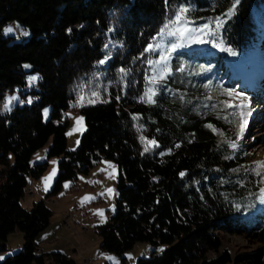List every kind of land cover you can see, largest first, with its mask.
I'll list each match as a JSON object with an SVG mask.
<instances>
[{
	"label": "trees",
	"instance_id": "obj_1",
	"mask_svg": "<svg viewBox=\"0 0 264 264\" xmlns=\"http://www.w3.org/2000/svg\"><path fill=\"white\" fill-rule=\"evenodd\" d=\"M232 2L0 0V101L24 85L23 63L39 74L28 92L35 101L0 114V252L8 233L17 229L22 236L20 249L0 264H74L60 252L37 249L34 238L51 215L44 200L64 181L77 189L78 175L102 159L118 167L117 195L113 214L95 230L100 248L121 256L120 264H264L263 252L235 256L220 250V233L264 242L258 176L246 157L213 131L229 135L234 114L224 106L226 97L217 94V76L226 62L249 55L258 25L264 26V0H240L225 17ZM179 5L190 9L189 20L219 16L222 26L214 27L208 46L176 51L170 74L155 86V102H141L147 85L144 49ZM7 20H16L29 37H3ZM108 53L110 59L99 64ZM87 88L101 100L80 107L85 130L77 148L67 151L64 112ZM141 136L158 147L145 152ZM49 138L47 156H61L52 187L43 200L23 209L18 201L28 177L46 166L45 161L30 166L29 159ZM136 242L165 247L129 263L122 256Z\"/></svg>",
	"mask_w": 264,
	"mask_h": 264
},
{
	"label": "rangeland",
	"instance_id": "obj_2",
	"mask_svg": "<svg viewBox=\"0 0 264 264\" xmlns=\"http://www.w3.org/2000/svg\"><path fill=\"white\" fill-rule=\"evenodd\" d=\"M192 23L188 25L191 29H201L203 25L208 24V29L204 32L193 31L191 35L185 36L183 39L165 37L163 40L157 39L151 43L161 44V49L156 51L147 52L148 60L159 59L160 51L166 50L170 46V42L177 43L179 46L169 56L167 66L169 68L171 56L178 50L189 49L194 47H206L209 43H198L200 39L209 40L214 27H217L215 20H190ZM11 27L12 33L4 34V29ZM22 31L28 30L20 25L16 20H7L2 26V36L9 37L11 41L25 40L29 37L21 35ZM157 36V35H156ZM220 51L223 52V48L219 46ZM147 64V75L153 74V69L159 72L160 65H154L150 68ZM23 63L21 65L22 71H24V85L16 86L11 92L6 93L0 101V114H5L8 111H3V103L6 98L10 96H17L19 99L14 101L12 107L28 105V100L35 101L30 93H28L34 84H29V77L39 74L37 72L30 71V67L25 68ZM226 69L223 72H219L217 76L218 83L216 84L218 90L217 94H221L223 91H234L239 93L240 96L231 101L233 105H245L244 107H232L234 108V114L232 117V127L229 131V135H226L223 131H214L218 141L235 142L237 151L240 155L246 157L247 161L251 165V169L255 167L254 162L264 161V26L258 25V40L249 55L239 58L234 62H226ZM148 83L146 88L148 87ZM93 91L91 88H87L85 92L78 94L77 99L69 103L68 108L64 112V117L67 120V126L65 129L66 150L74 151L78 144L81 134L85 130L84 117L79 112L80 107L93 105L98 101L96 97L92 96ZM83 96L81 101L82 106L77 102L80 97ZM225 101L230 98L222 95ZM95 100L96 102H90ZM23 101V103H20ZM31 102V103H32ZM49 112V106L45 105L41 109L42 121L45 122L48 118L44 116V110ZM241 113H243V120L246 121V126L242 136H238L239 125L241 123ZM83 118L82 130L81 125L76 124L77 118ZM74 127L77 129L73 131ZM72 133L69 135L68 133ZM223 133V136L220 135ZM51 138L46 143L36 150L29 159L30 166L34 164L46 162V166L43 172L37 177H28L27 188L24 195L19 199V205L23 209H29L31 204L43 200L46 193L52 187L54 178L57 173V162L61 159V156H47L48 147L50 145ZM37 156L41 159H37ZM52 161H56L54 165ZM107 162V163H105ZM112 165L113 167H108ZM55 167L56 172L52 179L48 181L47 191H45L46 185L43 183L45 177H48ZM114 168V171H113ZM261 172L258 176L259 186L264 187V170L257 169ZM255 174L256 172L253 171ZM119 170L117 165L107 159H102L94 166H92L86 174L78 175L77 189L72 188L71 181H64L60 190L56 195L51 196L44 200L47 208L51 211L49 218V224L42 231L38 232L34 238L36 245L41 248L42 253L48 252H60L68 258L74 261V264H120L121 256L104 251L100 248V237L96 233V226L103 224L108 217V214H113L115 210L116 201V181L118 178ZM114 176L115 178H110ZM67 185V187H65ZM113 189L111 194L106 192V189ZM103 193V195H100ZM94 197V199L84 200V197ZM258 213L263 219L264 223V200L259 198L258 200ZM103 210V222L102 217L97 215V210ZM109 212V213H108ZM264 231V228H263ZM221 246L220 250L227 249L232 255H238L240 253L247 252H263L264 242H257L251 240L242 235L220 233ZM22 243L21 233L14 229L5 236L4 244L5 250L0 252V261L7 256L16 253ZM37 247V249H38ZM164 245H151L147 242H136L133 247L127 250L122 257H125L129 263H134L138 258L149 257L152 252H160ZM212 255V254H210ZM111 257L112 259H108Z\"/></svg>",
	"mask_w": 264,
	"mask_h": 264
},
{
	"label": "snow or ice",
	"instance_id": "obj_3",
	"mask_svg": "<svg viewBox=\"0 0 264 264\" xmlns=\"http://www.w3.org/2000/svg\"><path fill=\"white\" fill-rule=\"evenodd\" d=\"M169 0H165V4L167 6ZM240 0H233L231 6L228 8L227 12H225L223 15L225 17H230L235 13L236 7L239 4ZM189 8L185 5H179L177 7V9L175 10V12L173 13V15L168 19V21L166 23L163 24V26L160 28L157 36H154L152 39L153 41H156L157 39L159 40H163L165 37H173V38H179V39H183L185 38V36L187 35H191V33L193 31L196 32H204L205 34H207L205 32V30L208 29V24L203 25V27L201 29H191L188 27V25L190 23H192V21H190L187 18V13L189 12ZM215 23L217 24V27L222 26L223 20L221 17H216L215 19ZM112 29H109V31H111ZM4 34L7 35L9 33L13 32V29L11 27L5 28L4 30ZM68 31H71V29H69ZM21 35L23 36H27L28 32L27 31H22ZM198 43H210L211 41L209 40H205V39H200L197 41ZM179 46V44L174 43V42H170V46L166 49V50H161L160 51V55H159V59L153 61V60H148L147 63L148 65L151 67H153L154 65H160V70L159 72H156L153 69V74L148 76H145V79L148 83V87L146 88L144 95L140 97L141 102H147V103H154V97L156 95V90H155V86L160 84L161 81L165 80L167 75L170 74V69L167 66V61L169 60V56L172 52H174ZM105 49H107L108 45L106 44ZM157 49H161V44L156 43H149L146 48L144 49L145 52H150V51H156ZM235 53H233L234 55ZM111 57V53H108L107 55H105L104 59H101L98 63L103 65L108 59H110ZM25 68L30 67L29 65H24ZM182 70V69H180ZM120 72L123 75H126L125 70L122 68L120 69ZM38 76L37 75H32L29 77V84H34L37 80H38ZM205 87H207V85H205ZM221 95H225L228 96L230 99L228 101H224V106L226 108H232V107H244L245 105H243L242 103L240 105H233V103H231L232 100L238 98L240 96L239 93H236L234 91H223L221 93ZM92 96L96 97L97 100L99 99V94L97 92H93ZM19 98L17 96H10L8 98H6L5 102L3 103V111H11V105L14 101H17ZM181 99H183V97H181ZM209 99H211V97H209ZM83 100V96L80 97V100H78L77 104L82 106L81 101ZM31 99L28 100V103H31ZM90 102H96L95 100L90 101ZM20 103H23V101H20ZM48 114V110L45 109L44 110V116L47 117ZM241 115V123L239 125V132H238V136H242L245 126H246V121L243 120V113L240 114ZM133 119H138V117H133ZM225 119H227V117H225ZM82 121L83 118H77L76 119V124L77 125H81V130H82ZM207 127H212L211 125H207ZM77 129L74 127L73 131H76ZM213 131H218L216 129H213ZM69 135H71L72 133H68ZM221 136H223V133H220ZM141 141L145 144L144 147V151L147 152L150 150L151 147H158L157 143L155 140H146L145 137L141 136L140 137ZM77 144H79V141H77ZM177 147H179V145H176ZM229 147L235 149L237 147L235 142H229ZM37 159H41V157L37 156ZM52 163L55 165L56 161H52ZM107 163V162H105ZM255 167L253 168V171L256 172L257 176L261 175V172L258 171L257 169H262L264 170V161H256L254 162ZM108 167H113L112 165H108ZM114 171V168H113ZM56 172L55 167L53 168L52 172L49 174L48 177H45L43 180V183L46 185L45 187V191H47V184L48 181H50L52 179V177L54 176ZM185 175V173L181 172L180 176L183 177ZM110 178H115L114 176H110ZM262 179H264V177H262ZM65 187H67V185H65ZM106 192L111 194L113 192V189L109 188L106 189ZM100 195H103V193H101ZM260 198L262 200H264V187L260 188ZM88 199H94V197H84L82 198V202L84 200H88ZM97 215L102 217V222H103V210H97L96 212ZM160 251H163V249H160ZM108 259H112L111 257H108Z\"/></svg>",
	"mask_w": 264,
	"mask_h": 264
},
{
	"label": "crops",
	"instance_id": "obj_4",
	"mask_svg": "<svg viewBox=\"0 0 264 264\" xmlns=\"http://www.w3.org/2000/svg\"><path fill=\"white\" fill-rule=\"evenodd\" d=\"M38 249H39V251H41V248L38 247Z\"/></svg>",
	"mask_w": 264,
	"mask_h": 264
}]
</instances>
